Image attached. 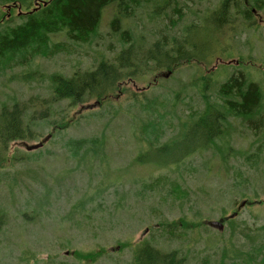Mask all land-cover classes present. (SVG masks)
I'll use <instances>...</instances> for the list:
<instances>
[{"label":"rangeland","instance_id":"rangeland-1","mask_svg":"<svg viewBox=\"0 0 264 264\" xmlns=\"http://www.w3.org/2000/svg\"><path fill=\"white\" fill-rule=\"evenodd\" d=\"M188 6L190 12L185 10L183 18L186 23L198 22L199 29L193 37L195 41L204 40L207 28L203 27L210 23L208 17L217 7V0H194ZM149 11L150 8L141 9L136 19L137 31L147 42L159 33L171 31L165 17L149 19ZM253 13L254 26L246 28L247 22L244 24L232 12L233 23L214 35L212 50L207 51L211 54L204 61L181 63L168 74L139 75L134 84H123L114 91L102 106H93L94 101L83 108L62 102L56 113L49 114V126L64 120H77L76 124L54 138L56 128L45 127L38 140L12 144L11 151L22 160L0 171V213L5 215L0 231V264H132L133 252L141 241H150L162 252L177 251L185 264H247L249 256L255 258L251 264H264V132L254 136L233 122L231 143L235 150L251 155L261 144L257 171L243 165L242 159H229V165L251 180L246 194L252 196L253 202L259 201L252 193L255 188L262 200L238 211L236 223L246 237L232 235L228 225L218 231L206 223L219 220L223 206L230 207L229 215L236 210L228 201L216 208L212 204L214 196L204 194L209 189L224 192L235 182L233 172L227 173L218 157L210 153L193 156L183 170V180L159 164L135 162L140 154L146 161L154 162L157 157L154 150L147 152L140 131L146 116H151L164 131L159 139L163 142L178 132L174 128L184 117L183 112L202 108L198 93L201 77L210 76L212 93L208 94L214 97L225 73H231L241 58L244 72L264 92V9ZM112 14L113 8L104 11L96 41L78 46L57 37L68 49L53 57L35 59L30 69L66 76L73 66L88 68L101 56L113 62L122 44L109 33ZM26 70L14 68L0 76V103L13 99L28 103L29 114L39 108L42 111L46 106L42 100H52V96L45 80L19 78L20 83L12 79ZM159 74V78L155 77ZM148 104L150 109H143ZM82 138H103L104 147L77 164V159L69 160L64 143ZM167 176L188 192L181 206L173 198L179 193L171 192L170 182L165 187L154 185L156 178ZM92 197L95 199L89 201ZM233 198L238 196L234 194ZM242 201L238 199L237 203ZM82 202L84 210L79 212L78 203ZM179 219L201 226L198 231L179 226L172 237L166 225L177 226ZM233 249L238 251V259L232 260ZM100 250L102 253L93 259L75 256L76 252Z\"/></svg>","mask_w":264,"mask_h":264},{"label":"trees","instance_id":"trees-1","mask_svg":"<svg viewBox=\"0 0 264 264\" xmlns=\"http://www.w3.org/2000/svg\"><path fill=\"white\" fill-rule=\"evenodd\" d=\"M189 3L194 4V0H0V76L14 68L28 69L12 79L16 78L20 83L23 82L19 78L28 81L35 78L45 80L52 96V100H42L46 105L42 111L39 108L29 114L28 103L23 104L16 99L10 103H0V171L7 165L12 166L14 162L22 160V157L11 151L12 144L38 140L42 137L45 127L49 130L56 128L52 136L54 138L56 134L77 123V120H64L49 126L48 116L56 113L60 103L67 102L70 107L83 108L86 103L94 101L93 106H102L114 91L121 89L123 84H134V79L139 75L164 71L168 74L181 63L204 61L203 59L211 54L207 51L212 50L210 42L214 35L233 23L232 12L239 16L244 24L247 22L246 28H250L254 26L253 12L264 9V0H217V7L208 17L210 23L203 27L207 28L204 40L195 41L193 35L199 29L198 22L186 23L183 18L186 16L185 10L190 12ZM107 8H113L108 24L109 33L116 36L122 44L113 62H108L101 56V59L95 60L88 68L73 66L70 74L66 76L61 72L45 74L30 69L35 59L53 57L68 49L64 43L58 42L57 37L78 46L96 41ZM145 8H150L149 19L165 17L171 31L159 33L147 42L145 36L137 31L136 24L137 13ZM203 23L205 24V20ZM239 59L233 71L225 73L226 77L213 93L214 97L208 94L212 93L210 76L201 77L198 93L202 108H190L188 112H183L184 117L180 118L178 127L174 128L178 129V132H174L167 140H159L161 132L164 131L151 116H146V122L141 124L140 131L145 138L147 152L154 150L157 157H161L158 160L156 157L153 162L144 160L140 154L135 158V162L159 164L168 169L170 175H176L183 180V170L190 164L189 160L193 156L210 153L211 156L218 157L226 172H233L235 182L224 192L209 189L204 191V194L214 196L212 204H215L216 208L225 201L229 202L231 209L236 208L230 214L236 213V216L230 219L227 214L230 207L223 206L220 219L224 225H228L232 235L238 233L246 237L244 230L236 223L239 213L237 200L242 199L246 206L262 203V200L259 199L255 188L252 193L259 201L253 202L252 196L246 194L251 180L240 169L229 165V159H242L243 165L257 171L261 144L251 155L235 150L231 143L233 122L237 121L254 136L263 133L264 92L259 83L251 80L244 72L242 67L245 63L243 59ZM155 77L159 78L160 74ZM150 107L148 104L143 109ZM144 113L149 112L146 110ZM103 141V138L68 139L64 147L69 154V160L75 158L79 164L80 160L85 161L88 155H97L104 147ZM168 182L171 183V192L179 193L173 198L181 206L188 192L180 188L176 179L170 181L169 176L158 177L154 180V185L165 187ZM184 183L187 186V182ZM234 194L238 198H233ZM94 199L89 198V201ZM78 205L79 212H82L83 202ZM4 216L3 212L0 213V231L5 222ZM181 219L177 226L176 223L166 225L172 237L173 231L179 226L188 227L192 231H198L201 226L200 223L191 225V222ZM228 251L226 250V253ZM101 253L102 250L86 254L76 252L75 256L79 259H93ZM232 253V260L238 259V251L233 249ZM252 259L255 260L249 256L246 263L251 264L254 261ZM132 264H185V258L175 250L162 252L150 241H141L133 252Z\"/></svg>","mask_w":264,"mask_h":264},{"label":"water","instance_id":"water-1","mask_svg":"<svg viewBox=\"0 0 264 264\" xmlns=\"http://www.w3.org/2000/svg\"><path fill=\"white\" fill-rule=\"evenodd\" d=\"M244 205H245V201H242V202L239 204L237 210L239 211L240 208L243 207ZM234 216H236V213L230 215L229 218L232 219ZM206 223H207V225H208L209 227L214 228V229H216V230H218V231H222V230H223V227H224V223H223V220H222V219H219V220H217V221H208V222H206Z\"/></svg>","mask_w":264,"mask_h":264}]
</instances>
